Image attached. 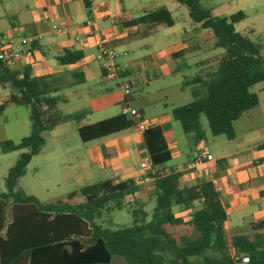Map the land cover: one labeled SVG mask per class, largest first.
Masks as SVG:
<instances>
[{
	"label": "crops",
	"instance_id": "0c3cea01",
	"mask_svg": "<svg viewBox=\"0 0 264 264\" xmlns=\"http://www.w3.org/2000/svg\"><path fill=\"white\" fill-rule=\"evenodd\" d=\"M162 8L171 13L174 26L132 24ZM215 15L229 17L226 11ZM88 21L92 22L90 26ZM9 38L30 41L28 52L15 70L30 72L34 78L53 77L59 90L53 95L62 100V114L85 113L80 121L63 123L48 132L46 145L30 163L32 166L35 158L45 156L47 171L55 169L57 174L54 186L63 191L58 197H68L82 187L105 181L129 182L138 189L133 195L136 203L151 218L156 204L152 192L147 195L145 191L153 190L155 184L136 183L147 175L141 168L149 155L144 133L135 127L88 143L79 136L80 128L123 115L125 108H131L163 132L171 161L158 168L167 175H180L181 188L212 182L228 215L227 239L256 237L252 224L264 221V87L255 92L259 107L235 122V139L214 137L204 116L202 140L195 133L184 132L172 114L174 108L194 101L192 87L183 85L210 65L215 66L205 62L223 53L215 48L213 33L195 24L185 6L176 0H0V44ZM100 40L119 54L116 63L132 86L130 96L125 95L121 84L105 80L102 64L96 60ZM67 51L83 57L63 65L59 59ZM187 73L193 75L187 79ZM3 89L9 90L11 97L9 87L0 85ZM188 94L192 101L179 104L189 99ZM2 99L5 98H0V105ZM202 150H207L213 160L193 166ZM54 163L57 167H49ZM39 167L34 165L35 174L40 173ZM201 207L198 202L194 205L195 210ZM173 212L185 221L193 215L192 210L180 207ZM132 222L133 217L123 226ZM167 228L173 235V229L179 231L181 235H174L177 238L193 233L188 225ZM260 234L264 237V231ZM80 240L89 244L88 237ZM111 264L126 263L117 257Z\"/></svg>",
	"mask_w": 264,
	"mask_h": 264
},
{
	"label": "trees",
	"instance_id": "16d2710c",
	"mask_svg": "<svg viewBox=\"0 0 264 264\" xmlns=\"http://www.w3.org/2000/svg\"><path fill=\"white\" fill-rule=\"evenodd\" d=\"M176 1L188 9L195 24L213 33L215 48L223 53L207 61L215 66L184 83L183 88L192 87L194 101L174 108L173 118L185 133H195L202 140L204 116L214 137L233 140L235 122L260 104L253 89L264 83V43L253 41L251 33L237 31L236 26L247 18L242 11L217 17L200 0ZM132 24L172 27L175 21L162 8ZM82 57L67 51L59 61L68 65ZM0 85L14 91L11 103L29 108L32 124L31 134L20 142L0 144L2 154L23 151L7 173L6 191L0 193V264H111L117 257L126 264H264V237L260 234L264 221L252 224L255 238L237 236L229 241L225 233L228 215L212 182L181 188L180 175L158 176L152 190L156 205L151 218L137 203L131 212L132 224L119 229L106 225L105 212L112 205L124 209L126 197L138 191L132 183L105 181L46 202L27 195L19 188V181L46 145L45 135L63 123L80 121L85 113L63 115L59 110L62 100L53 95L59 92L53 77L34 78L2 60ZM6 108V104L0 105V115ZM141 120L140 115L137 119L119 115L80 128L79 136L83 143L92 142L133 129ZM144 138L154 168L162 171L158 167L171 161L162 130L152 126ZM197 202L202 205L199 210L194 208ZM175 207L192 210L190 221L176 217ZM9 210L14 222L3 239L1 232ZM167 225H188L193 233L177 238ZM87 237L86 246L80 239Z\"/></svg>",
	"mask_w": 264,
	"mask_h": 264
},
{
	"label": "rangeland",
	"instance_id": "374dc122",
	"mask_svg": "<svg viewBox=\"0 0 264 264\" xmlns=\"http://www.w3.org/2000/svg\"><path fill=\"white\" fill-rule=\"evenodd\" d=\"M200 3L204 8L213 10L215 14L226 11V14H228L227 16H230L240 11L244 12L247 18L236 26L237 31L241 33H251L253 41L264 43V0H201ZM205 63L209 65L208 62ZM192 75L193 74H188L189 77H187V79H189ZM7 87H9L11 93L13 94L14 91L12 88L10 86ZM263 87L264 83L256 86L254 88V92L258 93L260 88ZM9 93V90H0V98H5L4 100H1V104L3 102V104L5 103L7 105L5 113L0 115V144L7 140L20 142L23 138L29 136L32 131V124L29 118V108L23 105H15L11 103L10 96H8ZM188 97V100H182L178 103H189L193 98L190 94H188ZM204 118L207 121L206 117ZM206 124H208V121ZM207 126L209 127V124ZM22 153L23 151H17L10 154H2L0 150V191H6L5 178L7 173L9 169L16 164ZM44 157L45 156L35 158L36 160L34 164H32V166H28L27 174L19 181V188L21 190H23L27 195L37 197L42 202L57 198L63 193L62 190L57 189L54 186L57 174L53 172L55 169L47 171ZM37 164L41 169L39 174H35L33 170L34 165ZM51 166L57 167L55 163L54 165H49V167ZM145 192H148V195L152 192V190H147ZM136 202L137 201H135L134 196L131 195L126 200V205L124 207L126 211H124V209L117 210L114 205L110 206L105 212L104 218H106V220L104 219V221L106 222V225L113 229H119L123 225L129 224L132 221V216L129 215V213L137 207ZM148 210H151V208ZM109 219H112L113 223L110 222ZM13 222V212L9 210L6 213V219L1 232V237L3 239L6 238L8 228ZM172 232L175 233V236L181 235L180 232L175 229H173Z\"/></svg>",
	"mask_w": 264,
	"mask_h": 264
},
{
	"label": "built area",
	"instance_id": "2783aa9c",
	"mask_svg": "<svg viewBox=\"0 0 264 264\" xmlns=\"http://www.w3.org/2000/svg\"><path fill=\"white\" fill-rule=\"evenodd\" d=\"M92 24L91 21H88L87 26ZM30 41L28 39L17 40L15 38H9L7 40L3 39L0 44V60L7 61L14 68L20 62V60L28 52ZM98 55L96 60L101 62L103 70L105 71V80L111 83L121 84L124 88L125 95L130 96L132 94L131 84L124 78V70L116 63V60L119 58V54L115 49H112L107 46V43L104 40H100L97 43ZM124 115L132 118L139 117L137 110L131 108L124 109ZM153 126V122L150 119H143L138 122L137 128L145 133ZM213 157L207 150H202L198 155V158L193 162V166H197L204 161H212ZM141 168L147 172V175L143 179L137 180V185L146 184L147 186L156 182V178L161 175H165L163 171H159L154 168L153 162L148 155L144 158ZM246 258V257H245Z\"/></svg>",
	"mask_w": 264,
	"mask_h": 264
}]
</instances>
